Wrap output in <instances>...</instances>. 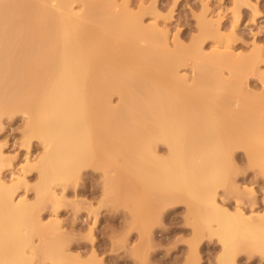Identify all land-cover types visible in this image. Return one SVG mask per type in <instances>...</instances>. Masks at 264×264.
Here are the masks:
<instances>
[{"label": "bare ground", "instance_id": "bare-ground-1", "mask_svg": "<svg viewBox=\"0 0 264 264\" xmlns=\"http://www.w3.org/2000/svg\"><path fill=\"white\" fill-rule=\"evenodd\" d=\"M235 2L239 8L246 0ZM211 22L204 15L202 39L172 48L163 30L110 0H0V129L4 115L21 112L25 145L33 138L42 144L22 168L38 170L30 201L17 199L25 175L5 178L12 161L0 143V264H35V254L51 264L65 259L59 238L47 235L35 213L47 200L57 206L55 184L64 187L80 168L105 166L110 150L157 205L187 203L195 234L221 242L217 264H237L243 250L264 253V213L247 214L238 204L229 212L216 197L228 181L231 141L264 172V122L246 118L250 124L243 125L240 111L222 122L216 117L229 101L241 100L249 75L260 70V55H235L221 40L206 52ZM186 60L201 83L191 92L178 75ZM136 68L148 71L130 75ZM160 143L167 154L157 151ZM199 242L191 244L186 264H198Z\"/></svg>", "mask_w": 264, "mask_h": 264}, {"label": "rangeland", "instance_id": "rangeland-1", "mask_svg": "<svg viewBox=\"0 0 264 264\" xmlns=\"http://www.w3.org/2000/svg\"><path fill=\"white\" fill-rule=\"evenodd\" d=\"M110 1L116 9L128 6L142 14L144 24L164 31L172 48L179 44L188 48L201 40L199 20L206 15L207 20L212 21L210 30L214 33L203 38L206 52H211L212 44L221 40L232 48L225 49L233 50L235 55L259 53L260 70L249 75L241 100L229 101L230 105L219 108L216 117L222 122L234 116L233 111H240L243 125L250 124L245 123L246 118H252L253 123L264 122V0H246L239 8L235 0ZM147 71L136 68L129 74L137 76ZM197 72L191 60L178 67V75L184 79L188 92L201 86L195 82ZM111 102L118 104L117 94L111 96ZM26 117L21 112L4 115L0 143L5 156L12 161V166L4 169L5 178L13 182L18 174L25 175L24 181L19 183L17 199L26 197L34 201L38 170L31 167L24 172L22 168L27 159L31 162L37 159L42 144L38 138H33L29 148L25 145ZM231 144L228 181L217 188L216 197L229 212H234L238 204L247 214L252 210L264 213L262 167L250 160L245 147L238 142L231 141ZM157 151L167 154L162 143ZM110 152L103 162L105 166L80 168L76 178L64 187L55 184L57 206L47 200L35 213L48 230L47 235L59 238L65 255L60 264H186L191 244L198 238V264H217L222 252L221 242L217 236L201 230L195 234L197 221L188 214L187 203L157 205L156 197L141 186L133 173L120 169L123 157ZM34 241L38 246L37 235ZM235 261L237 264H264V253L239 251ZM34 262L51 264L40 254H35Z\"/></svg>", "mask_w": 264, "mask_h": 264}]
</instances>
